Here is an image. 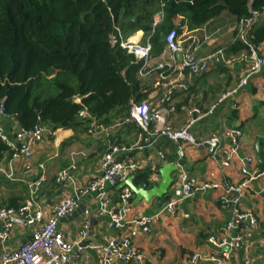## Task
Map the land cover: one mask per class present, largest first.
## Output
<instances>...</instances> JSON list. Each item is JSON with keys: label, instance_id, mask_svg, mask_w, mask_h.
I'll return each mask as SVG.
<instances>
[{"label": "crops", "instance_id": "crops-1", "mask_svg": "<svg viewBox=\"0 0 264 264\" xmlns=\"http://www.w3.org/2000/svg\"><path fill=\"white\" fill-rule=\"evenodd\" d=\"M179 22L180 19L176 21L177 24ZM213 22L205 32H200V35L191 32L179 39L187 45V41L192 37L201 36L202 46L199 49V55L203 58H211L208 71L204 74L196 76L186 73L181 77L180 81L189 83L191 92L188 96L179 93L175 96L178 105L177 113L172 117L175 128L186 124L188 107L199 106L205 110L208 109L224 90L235 87L244 75L246 63L240 61V56L246 50L239 54H226L230 45L233 44L237 22L228 14H223ZM262 26H264V15L258 28ZM205 36L209 39L205 40ZM132 38L142 41L143 33L140 32V35ZM221 50H224L226 59L230 61L229 64L219 58L218 52ZM165 55H167L166 48L161 55L153 57L154 64ZM163 93L164 89L156 90L146 103L149 105L152 103L156 107ZM235 102L239 103L238 109L234 108ZM13 121V118H6L2 122L5 134L9 138H14L19 130ZM231 129H239L243 132L242 148L238 158L232 160L229 168L221 172L217 164L209 157V146L206 140L212 135L225 136ZM110 131L109 133L97 131L95 134L83 135L80 139L73 140L72 130L59 129L52 133L47 128L44 140L33 146L34 157L30 161L31 170L24 168L28 160L13 161V152L3 154L0 159L1 168L7 171L12 170L14 176L10 180L0 174V207L11 202L16 206H23L29 198L30 184L45 173L47 180L39 195V201L43 206L44 217L48 218L58 204L74 195V189L77 186H84L101 175L99 162L105 152L109 135L112 136L110 138L113 143L124 146H130L138 140V128L131 123L117 124L110 127ZM192 132L199 145L183 143L180 159L178 148L173 149L171 146L175 144H169L164 139L160 141L157 148L138 149L118 156L121 160L126 158L135 160L140 173H150L152 187L160 184L159 170L168 163L181 164L192 177L200 181L208 179L213 173L217 182L224 183L223 190H207L182 200L173 214L162 212V210L168 200L180 198L182 195L178 185V171L174 174L175 181L168 191L167 198H154L150 203H146L145 200L135 203L134 196L129 213L130 219L160 215L155 221L152 233L148 236L135 237L132 241L133 245L143 254L146 264H213L211 261L200 258L192 263V258L197 254L202 258L211 256L221 258L228 252L209 242L212 236L217 238L227 236L225 227L234 220L233 204L223 201L224 188L227 185H240L251 175L256 174L259 177L250 181L237 206L241 211L251 213L256 218L257 228L249 230L244 223H239L237 228L228 232V236L241 233L246 235V238L241 249L228 253L227 262L244 264L249 261L251 264H264V172L261 173L256 149L257 139L263 138L261 146L264 152V69L250 80L248 86L239 92L235 100L221 104L213 116L199 121L192 128ZM224 144L225 147H229L230 141L225 139ZM72 153L78 154L75 156L77 162L75 184H57L55 178L60 171L70 165ZM250 157L255 160L253 164L242 162ZM223 158L224 155L220 153L217 156L218 162ZM40 164L44 165V171L40 169ZM243 168L249 169L250 176L243 175ZM133 176L136 178V174ZM136 187L144 188L142 185ZM110 191L114 194L118 193L116 188ZM230 199H233V196H230ZM98 209L96 196L89 194L79 199L75 211L59 222V229L71 243L79 242L83 226L86 223L89 224L87 244L83 246L84 250L81 253L77 250L72 252L69 264H100L99 248L122 234L127 235L128 229L117 230L111 226L112 222L108 217L99 216ZM30 237L31 229L16 228L5 243L0 241V263L5 251L17 250ZM125 264L137 263L130 261Z\"/></svg>", "mask_w": 264, "mask_h": 264}, {"label": "trees", "instance_id": "trees-1", "mask_svg": "<svg viewBox=\"0 0 264 264\" xmlns=\"http://www.w3.org/2000/svg\"><path fill=\"white\" fill-rule=\"evenodd\" d=\"M250 8L264 10V0H0V104L5 99L7 118L25 131L43 125L52 133L72 130L73 140L80 139L93 122L80 118L84 109L99 126H115L130 117L133 103H146L156 92L160 73L152 63L138 77L144 61L122 48L121 38L143 33L153 59L172 31L200 35L223 14L238 23ZM263 40L264 26L257 27L250 41ZM244 50L236 42L226 54ZM190 89L179 94L188 96ZM5 153L12 150L0 140V159ZM149 178L138 171L136 186L149 189Z\"/></svg>", "mask_w": 264, "mask_h": 264}, {"label": "built area", "instance_id": "built-area-1", "mask_svg": "<svg viewBox=\"0 0 264 264\" xmlns=\"http://www.w3.org/2000/svg\"><path fill=\"white\" fill-rule=\"evenodd\" d=\"M263 15L264 10L259 11L250 8L249 15L240 20L236 26L232 42L244 44L249 51L242 53L240 56V61L246 63V69L237 85L224 91L219 99L206 110L199 106L188 107L186 109V124L180 128H175L172 122V117L177 113L175 95L177 93L188 92L190 87L189 83L180 81V79L186 73L198 76L207 72L211 57L203 58L198 56L199 49L202 46L201 36L192 37L187 41V45H184L179 41L181 36H178L176 31H172L166 40L167 55L162 56L155 63L157 65L156 70H159L160 73L154 88L156 90L164 89L158 105L155 108H151L147 103H133L130 117L120 123L122 125L131 123L138 128L137 142L130 146L118 145L111 141L110 135H107L109 141L99 162L102 171L101 175L84 186H77L74 189V195L58 204L48 218L44 217L43 206L39 201V195L47 180L45 173H42L35 182L30 184L29 198L23 206L19 208L0 207V241L2 243H5L9 239L12 231L16 228L31 229L30 239L21 244L17 250L5 251L0 264H69L74 250H77L78 253L84 250L82 243L88 239L89 224L86 223L83 226L79 242L77 243L69 242L65 234L59 229L58 224L75 211L79 199L89 194L96 196L100 217H108L117 230L123 231L128 229L127 235L122 234L99 248L101 252L100 264H125L130 261H135L137 264H146L143 254L136 249L132 241L139 235H150L155 221L160 214L130 219L129 213L134 198L131 189L124 186L116 194L107 189V184H110L112 189H115L120 183L125 182L130 176L135 175L140 170L135 160L130 158L121 160L118 156L138 149L157 148L159 142L162 139H166L177 146L178 157L180 159L183 143L194 146L199 145L192 132V128L199 121L213 116L218 107L224 102L235 100L239 92L248 86L250 80L259 75L264 69V40L257 45L252 44L250 41ZM158 18L160 19V17ZM156 23H154V26ZM208 39L209 37L205 36V40ZM120 44L128 53L133 54L137 60L144 61L138 73V77H144L147 68L154 63L150 54V43L142 44L141 40H136L135 38L128 40L121 38ZM178 53L183 54L181 62H179ZM218 56L223 62L230 63L225 57L224 50L219 51ZM76 100L80 102L79 99ZM4 102L5 99L0 104V140L12 150L13 161L26 159L29 162L24 165V168L31 170L30 161L34 157L33 146L44 140L47 128L39 125L33 131L19 129L14 138H9L5 134L2 125V122L7 118ZM238 104L234 103L235 109H238ZM79 116L80 118L93 120L88 131L90 135L95 134L97 131L111 132L110 127L99 126L86 109L82 110ZM242 137L243 132L241 130L231 129L225 136L212 135L206 140V144L209 146V157L217 164L221 172L229 168L232 160L238 158L242 148ZM225 139L230 141L229 147H225ZM158 153L162 155L161 152ZM220 153L224 155V158L218 162L217 156ZM77 155L72 153L70 165L58 173L56 176L57 184H75V171L77 170L75 156ZM242 162L244 164H253L255 160L250 157ZM176 165L178 167V185L182 191V195L180 198L168 200L162 212L175 213L181 201L190 198L195 193L207 190H223L224 183L217 182L213 173H211L208 179L200 181L192 177L181 164L178 163ZM39 167L44 171L43 164H40ZM242 173L244 176H250L249 169L243 168ZM0 174L10 180L14 176L12 170H4L1 168V165ZM257 177L259 176L256 174L251 175L248 180H245L240 185H227L224 188L223 201L227 204H233L234 220L225 227V234L227 236L220 238L216 236L210 237L209 242L213 246L220 249L228 246L230 252L239 250L245 243L246 235L239 233L234 236H228V232L237 228L239 223H244L249 230L257 228L256 218L251 213L241 211L239 206H237L250 181ZM230 196H233V199H230ZM198 258L211 261L213 264H229L227 262L228 253H224L221 258L214 256L202 258L201 255L197 254L192 258V263H195ZM244 264L251 263L246 261Z\"/></svg>", "mask_w": 264, "mask_h": 264}, {"label": "water", "instance_id": "water-1", "mask_svg": "<svg viewBox=\"0 0 264 264\" xmlns=\"http://www.w3.org/2000/svg\"><path fill=\"white\" fill-rule=\"evenodd\" d=\"M179 62L182 61L183 59V54L178 53L177 54ZM262 143H263V138H258L257 139V144H256V149H257V154H258V160L261 164V173L264 172V152L262 149ZM208 147V146H207ZM178 171V167L174 163H168L165 164L160 170L161 174V182L159 185H156L150 189L146 188H138L134 184V176H130L125 182L120 183L116 189L117 191H120L124 186H127L131 189L135 196V203H138L140 200H145L146 203H150L151 200L154 198L157 199H163L167 198L168 196V191L169 189L173 186L174 184V174ZM107 189L110 190L112 189V186L110 184H107ZM111 226H114L112 223ZM87 244L86 241L82 243V246H85ZM225 250H228L227 253L230 252V249L228 246L223 247Z\"/></svg>", "mask_w": 264, "mask_h": 264}, {"label": "clouds", "instance_id": "clouds-1", "mask_svg": "<svg viewBox=\"0 0 264 264\" xmlns=\"http://www.w3.org/2000/svg\"><path fill=\"white\" fill-rule=\"evenodd\" d=\"M238 24V23H237ZM118 124H120V123H118Z\"/></svg>", "mask_w": 264, "mask_h": 264}, {"label": "rangeland", "instance_id": "rangeland-1", "mask_svg": "<svg viewBox=\"0 0 264 264\" xmlns=\"http://www.w3.org/2000/svg\"><path fill=\"white\" fill-rule=\"evenodd\" d=\"M260 108H262V107H260Z\"/></svg>", "mask_w": 264, "mask_h": 264}]
</instances>
